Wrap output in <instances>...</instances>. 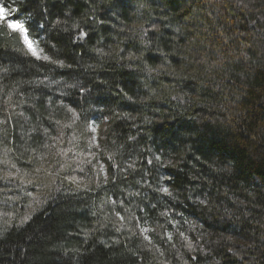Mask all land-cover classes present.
<instances>
[{"label":"trees","instance_id":"1","mask_svg":"<svg viewBox=\"0 0 264 264\" xmlns=\"http://www.w3.org/2000/svg\"><path fill=\"white\" fill-rule=\"evenodd\" d=\"M6 2L0 264H264V0Z\"/></svg>","mask_w":264,"mask_h":264},{"label":"snow or ice","instance_id":"2","mask_svg":"<svg viewBox=\"0 0 264 264\" xmlns=\"http://www.w3.org/2000/svg\"><path fill=\"white\" fill-rule=\"evenodd\" d=\"M122 2H123V0H122ZM14 11H18V9L10 8V7L7 6L6 0H0V21H6L7 22V28L9 30H11L13 33H17V34H21L22 35L23 44H24V46H25V48L27 50V53L30 55V57L33 58L35 61L50 62L53 65H55L57 68H65L66 65L64 64L63 61H53V60H51V58L48 55L43 54V49L39 48V42L30 39L31 32H30L29 27H27L25 23L21 22L20 20H10V19H8L11 16L12 12H14ZM61 23L62 22L59 21V20L56 21L57 25H59ZM73 26L74 27H78V25H76V24H74ZM40 27H41V30H44V26L43 25H41ZM87 35H88L87 32L80 31L79 35L77 36V39L84 38ZM97 51H102V50H97ZM148 70L152 71L151 68H149ZM41 83H43V81H41ZM69 87H72V88H77L78 87V89H79V91L81 93L87 92V89H85L83 86L69 85ZM119 91L122 92L123 90L120 89ZM124 95H125V97L127 99H129V100L132 99V97L127 96V93H124ZM63 107L66 108L67 111L71 112L74 117H76V113H75V111L73 109L67 108L66 105H63ZM125 115H127V114H125ZM76 118L78 119V117H76ZM57 123H59V122H57ZM86 128H87V131L91 133L88 146L89 147L99 148L100 144H99V135H98V125L93 121V122L88 123ZM43 134H44V136H48L49 135L48 128H44L43 129ZM61 135H63V133H61ZM52 139L55 141V140L59 139V137H52ZM129 139H133V138L129 137ZM43 146L47 147L48 145H43ZM71 151H72V149L62 150V152L60 154L68 155V153L71 152ZM91 155L93 156V158L95 157V153H92ZM108 159L112 160L113 157L111 155H109ZM155 159L157 161H160L161 158L159 156H157ZM87 162L90 165H92V160L91 159L88 160ZM148 163H152V161L149 160ZM92 166L95 167V165H92ZM114 166L115 167H119V165H114ZM128 167L132 168L133 165L130 164ZM81 171H83V169H81ZM98 173L104 174V183H107L108 182L107 172H106L105 166L103 164L99 165ZM10 178H11V173H9L8 176L3 177L4 180H10ZM68 179H69L70 183H76V177L71 176ZM159 179L161 181H163L165 178L164 177H160ZM77 186L79 187V185H77ZM149 186L151 187V185H149ZM154 191L166 194L167 197L170 198V199H176L175 195L172 193V191H170L169 187L164 186L163 183H161L156 189H154ZM131 195H139V193H132ZM109 202H113V201H109ZM200 203L201 204H206L207 202L206 201H200ZM116 216L119 217L120 220H125V217L123 215H121L120 212H116ZM160 216L167 217L168 216V212L167 211H163V212L160 213ZM129 219L139 220L140 218L139 217H135V216H131V217H129ZM139 232H140V234H142L144 236L145 240L151 241L152 237L147 234L149 232V228H147V227H139ZM165 235H166V237H167V239L169 241L173 239V233L166 232ZM179 236L183 237L185 240H188V237H186L183 232H179ZM187 247L189 249H192L193 244L191 242H189L187 244Z\"/></svg>","mask_w":264,"mask_h":264},{"label":"rangeland","instance_id":"3","mask_svg":"<svg viewBox=\"0 0 264 264\" xmlns=\"http://www.w3.org/2000/svg\"><path fill=\"white\" fill-rule=\"evenodd\" d=\"M33 200H34L33 202L37 205V204L40 203L41 197L40 196H35V198Z\"/></svg>","mask_w":264,"mask_h":264},{"label":"clouds","instance_id":"4","mask_svg":"<svg viewBox=\"0 0 264 264\" xmlns=\"http://www.w3.org/2000/svg\"><path fill=\"white\" fill-rule=\"evenodd\" d=\"M173 99H178V97H175V96H174Z\"/></svg>","mask_w":264,"mask_h":264}]
</instances>
